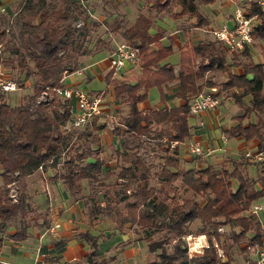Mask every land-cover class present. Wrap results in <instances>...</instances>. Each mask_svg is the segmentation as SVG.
<instances>
[{
	"label": "trees",
	"instance_id": "1",
	"mask_svg": "<svg viewBox=\"0 0 264 264\" xmlns=\"http://www.w3.org/2000/svg\"><path fill=\"white\" fill-rule=\"evenodd\" d=\"M214 1L145 0L147 11L138 13L132 24L127 26L122 18L101 23L104 28L107 25L105 31L118 33L123 43L137 48L141 55L139 72L131 81L113 78L112 70L103 76L118 104L115 112L119 116L111 130L118 139L114 151L118 171L109 174L113 180L107 183L100 178L99 158V132L105 124L96 116L81 128L64 129L70 122L73 104L46 91L62 87V77L81 68L78 58L90 53L84 43L98 24H86L84 5L73 0H21L14 13L15 34L3 27L8 21L0 15V65L11 64L13 55L15 68L21 72L15 83L22 88L23 82L31 80V93L20 104L11 106L0 92V235L15 242L25 240L30 213L34 219L41 218L42 228L50 227L46 213L29 207L26 178L38 169H53V177L60 179L66 194L73 200L83 199L89 224L104 217L119 232H130L145 241L148 253L153 254L146 264H232L230 253L240 241L247 240V249L260 245L264 231L249 206L264 196V162L258 164L255 179L242 170L241 161H232L229 169H215L208 164L183 169L177 144L188 136V101L201 89L216 86L218 92L227 90L242 111L226 130L227 137L255 139L257 151L264 148V57L254 63L249 48H245L231 55L226 64L219 44L196 41L183 45L174 69L160 64L170 53V46L150 48L163 34L159 28L149 33L160 13L169 12L172 19H193V26L199 28L206 20L198 12V5ZM232 1L243 4L247 17L256 15L254 37L264 48V12L250 0ZM78 19L81 24L76 27ZM104 46L101 37L96 38L92 55ZM232 66L242 73L231 74ZM213 69L224 73L226 80L217 84L202 82L204 73ZM173 81L180 105L145 111L137 108L146 99L148 89ZM40 93H46L44 100H37ZM250 115L254 121L243 125ZM146 147L159 153L154 171L138 152ZM82 181L90 189L86 196L82 195ZM95 186L104 189L99 198ZM10 187H14L15 198L9 196ZM192 223H196L193 232ZM7 228L13 233L8 234ZM188 233L205 236L207 248L199 255L187 256L183 237ZM155 234L159 237L150 240ZM74 239L87 246L82 258L58 263V256H53L45 263L104 264L94 236L84 231L76 233ZM63 242H54V246L60 248ZM216 249L221 250L220 257Z\"/></svg>",
	"mask_w": 264,
	"mask_h": 264
},
{
	"label": "crops",
	"instance_id": "2",
	"mask_svg": "<svg viewBox=\"0 0 264 264\" xmlns=\"http://www.w3.org/2000/svg\"><path fill=\"white\" fill-rule=\"evenodd\" d=\"M227 1H221V3L223 6H225L227 2L228 5L226 7H230V1ZM8 2V0H1L0 7L8 5ZM141 7H143V5ZM144 12L137 9L134 16V20L138 13ZM175 12L179 13V10L176 9ZM198 12L206 20L205 25L199 28L194 27V21L193 19H191L190 22L192 24L183 27L182 23L187 20L184 16L175 19L173 18V20L178 24L175 30L168 33L163 32L162 36L158 39V44H152L150 45V48L153 49L157 45L165 46L162 45V42L168 39L170 42L169 46L171 47V49H173V47L176 48L179 57V52L183 48V45L185 43H194L196 41H215L213 40L211 35L206 32V29L217 26L219 23L230 19L232 13L231 12L225 17L223 16L216 19L217 17H209L210 14L207 15L208 12L203 13L201 10H198ZM112 16L115 17L116 14H112ZM158 17L159 16L154 19L153 25L149 28L150 34L155 33L156 29L158 28ZM124 18L126 19L125 15ZM215 19L216 22L214 21ZM134 20L130 22L126 19L127 26L132 24ZM178 26H181V29ZM118 39H120V43H123L118 33H104L103 36H101V40L104 41L105 46L97 53L99 54L104 52L106 53V55L101 57V59L99 58V60L90 61L74 73L63 76L61 79V86L66 88H79L78 86H80V88L84 89L85 85H83V83L94 78H97V80L103 79V76L109 70L107 55L114 48V46L119 43V41H117ZM219 46L221 47L220 44ZM224 53L225 63L229 64L231 55L226 53L225 51ZM250 54L253 58L251 52ZM259 62L260 61L254 63ZM161 63L162 61H160V64ZM138 72V66L126 67L116 72H113L112 76L113 78H120L126 79L127 81H131L133 79V76ZM230 72L234 75H240L242 73L239 67L234 66L230 68ZM75 77H78V79L75 80ZM246 77L250 78L249 76ZM204 80H210L211 82H213V80H220L218 82L220 83L224 82L226 78L224 73L220 72L219 70L213 69L204 73L202 82ZM67 81L69 82V84H64ZM176 85V81H173L165 84L160 88H156L159 93V101L154 105L149 104L147 102V99H145L144 101L137 104V108L139 110L145 111L149 109H168L177 107L182 103V101L180 99L175 98ZM93 93L100 94L102 99L101 114L99 115V117L100 121L105 124V127L99 132V158L101 159L102 164L100 178L103 179L102 181L104 183H107L110 181V179H112L109 174L116 173L118 171V167L114 159V151L118 147V139L111 133L112 127L117 124L119 118L118 114L115 112V110L118 108V104L114 101L110 86L104 84V89L102 91H94L90 94ZM218 93L220 95L221 100L219 101L218 106L214 110L202 111L194 116H190L187 114L186 120L187 125L189 127V131L188 136L184 140L187 139L188 143L190 141H196L200 144L203 150H207V153L201 159H194L193 157H191L192 155L187 152L188 143L185 144L183 154L178 153V158L183 169L197 168L203 164H208L215 169H219L221 167L216 168V166H221L222 164L231 165L232 161H240V159L243 158L242 154L244 152H253L257 150V141L255 139L243 140L239 137H227L226 130H228L235 123V119L242 114V111L240 109L236 111V113L231 116L230 122L225 125V116L220 117L219 107L223 103H228L230 105L235 104L233 103V99L227 90H222ZM104 117L106 118V120H108L107 124L103 120ZM253 121L254 118L252 115H250L248 118L242 121V124L246 125L247 123H252ZM104 135L106 137H104ZM221 135L226 138L224 142H221L220 140ZM103 137L104 139L110 141L107 145L111 144L112 146V153L107 157L103 156L102 154L104 151ZM180 144L181 142L177 144V150ZM191 164H193V166L189 167ZM54 174L55 171L53 169H38L26 178V184L27 189L29 191L32 190V192H39V190L41 191L40 187L43 188L45 192L43 194L49 200L48 207L51 208L49 210L50 213H46L48 215L50 226L56 222L58 224V227L52 233H45V229L42 228L40 224H35L34 227H39L42 229V231L39 232L34 228L28 227V237L20 242L8 240L4 237V235H0L2 237L0 243V254L4 258L16 264H32L35 261L41 262L42 264H50L45 263V259L53 256H58V263H71L72 261H76L82 258L87 253L86 244L82 241L74 239V235L78 232L88 231L86 229L87 227L97 229L101 224H105L107 225V228L103 229L102 233H99L98 237H95L93 235L96 238L97 246L99 252L101 253L100 259L104 260V264H146L148 262L147 258L149 257V253L144 254V259L142 260L140 257L141 247L140 245L138 246L140 242L145 243V241L140 240L138 237L134 236V234H131L130 232L117 231L110 222V220L104 217L94 220L92 223L89 224V219L87 217L86 208L83 204V199L78 198L73 200L70 196H68L64 188L62 187L60 179L53 177ZM85 183V181L81 182L83 196H86L89 193V191L87 192V190L86 192L84 191ZM99 193L100 192L98 191L96 194L98 198L100 197ZM52 202L56 206L54 207V209H52L51 207ZM64 202H69L66 211H68L72 217L71 219L59 220V217L61 216V208L62 206H64ZM100 204L102 205L103 203L100 202ZM258 214L260 213L254 215L257 217ZM110 225L113 226H111L112 228H114L113 230L117 231L120 236H115V234H110L109 231H106V229H109L110 231L112 230ZM262 228L264 231V225H262ZM13 231L14 230L12 228L6 229V232L8 234H12ZM121 236L123 239L121 238ZM247 236L250 237V233H248ZM62 239L65 240V242H63L60 248H56L54 246V242H57ZM122 241H124V245H122ZM256 248L264 250V237L261 238L260 245L256 246ZM256 248H252L253 251H251V254H246L248 258L244 259L245 262L243 264L254 263L255 259H257L254 253V250Z\"/></svg>",
	"mask_w": 264,
	"mask_h": 264
},
{
	"label": "rangeland",
	"instance_id": "3",
	"mask_svg": "<svg viewBox=\"0 0 264 264\" xmlns=\"http://www.w3.org/2000/svg\"><path fill=\"white\" fill-rule=\"evenodd\" d=\"M8 5L5 6H1L0 7V15L4 16L5 20H7L8 22H4L5 24H3V27L8 29L9 33H16V29L13 27V20H14V13L15 11L18 9V4L20 3L21 0H8ZM120 1V2H119ZM221 1H227V0H215L213 3L211 4H207V5H198V10H201L203 13H207L210 14L209 17H217L216 19L220 18V17H225L228 14H230L233 10L234 5H232L233 3L229 2L230 7H226L228 4L226 2L225 6L222 5ZM145 0H85V3H83V7H84V11L85 13L83 14V16H86V24L88 22H95L96 24H98V26L93 29V31L90 32L88 39L86 40V42L84 43V46L90 50V53L84 54L82 56H80L78 58L79 60V66L83 67L84 65H86L87 63H89L90 61H96L99 60V58L101 59V57L105 56L106 53H96L92 55L93 52V43L95 41L96 38H99L101 36H103V34H107V31H105V28L107 27V25H105L106 27L104 28V26L101 24L104 21L107 22V24H110L115 18H122L125 22L126 19L128 21H133L134 20V16L136 13V10L139 9L141 11H147V8L144 4ZM220 2V3H219ZM143 5V7H141ZM237 6H239L240 8L243 7V4L241 3H237ZM141 7V8H140ZM173 11V10H172ZM123 12V13H122ZM112 14H116L115 17L112 16ZM169 12H164L159 14L158 19H157V27H160V30H162L164 33H168L171 32L173 30H175L176 26L178 25L171 17ZM124 15L126 17V19L124 18ZM161 16V17H160ZM216 19L214 20L216 22ZM194 21V20H193ZM81 24V20L78 19L75 26H79ZM192 24L190 22V20H186L184 23H182V26H188ZM127 25V22H126ZM179 28L181 26H178ZM181 29V28H180ZM15 41H17V39H15ZM117 41H119L120 43V39H118ZM169 40L166 39V41L164 40V42H162V45L165 46H169ZM263 44L260 42H257L256 40H254V42L252 43V45L249 47V52L252 53L253 58L252 60L254 62L257 61H262L263 57H264V48L262 47ZM91 55V56H90ZM12 62L11 64L8 65H2V68L4 70V73L11 78V80H14L15 82H17L16 80L21 78V72L15 68V62L16 59L15 57H13V55L10 57ZM179 62V57H178V53L176 51V48L173 47V49H171L170 53L162 59V63L161 64H169L171 65L174 69H176L177 63ZM249 77H251L250 75H247ZM218 77V76H217ZM78 77H75V80H77ZM220 80L214 81V83H218ZM69 82H65L64 84H66ZM83 85H85L84 89H82L86 92L92 93L94 91H102L104 89V81L103 79L101 80H97V78H94L92 80H89L85 83H83ZM22 88H19V90L9 93V94H5V100L7 103H9L11 106L13 105H17L23 102L24 98L29 95L31 93V80H26V82L22 83ZM215 89V95L219 98V101L221 100L220 95L218 93V89L216 86H212ZM47 95H44L43 93H40L37 100H44L46 98ZM147 102L149 104H156L159 101V93L156 90L155 87L150 88L147 91ZM239 108L235 105H230L228 103H223L220 107H219V115L220 117H224L225 116V120L224 123L225 125H227L230 122L231 116L234 115L236 113V111H238ZM106 124L108 122V120H106V118L104 117L103 119ZM222 121V120H221ZM112 122V121H111ZM104 137H106L104 135ZM103 137V147H104V151H103V156H109L112 153V146L107 145L109 144L110 141L104 139ZM188 143V140H184L183 142H181V144L178 146V153L179 154H183L184 152V146L185 144ZM149 148H139L138 152L139 154L144 158V160L153 165V168L151 169V171H154V166L157 164V158L156 156L159 155L158 152H150L148 150ZM194 159H197V157L191 156ZM192 158V159H193ZM198 159H200L198 157ZM240 161L243 164L242 170L246 173V175L251 178V179H255L256 175H257V169H258V164L257 163H250L247 162L245 159L241 158ZM193 164H191L189 167H192ZM219 167H224L229 169L231 167V165L229 164H222L221 166H216V168ZM113 179H110L109 182H112ZM151 184L153 183L152 181L150 182ZM84 184V183H83ZM41 191L39 190V192L35 191L32 192L29 191L27 189V193H28V203H29V207L30 208H35L36 210H39L38 212H40L41 214H45V213H50L49 210L51 209L50 207H48L49 205V200L48 198L45 197V195L43 193L44 190L42 187H40ZM90 191L89 188H87L86 183L84 186V191L86 192ZM112 190V189H111ZM110 190V192H112ZM96 191V193L99 191L101 194V189L97 188V186L94 187V192ZM9 196H12V198H15V191H14V187H10L9 190ZM184 196V195H183ZM181 200V199H180ZM257 202H259V200H257ZM69 202H64V206H62L61 208V216L59 217V220H64V219H71V215L69 214L68 211H66V209L68 208ZM51 207L52 209H54L55 204L52 202L51 203ZM41 216V215H40ZM257 218L259 220V222L264 225V216H262L261 214L257 215ZM41 221V218H36L34 219L33 214L30 213L28 216V222H29V227L34 228L35 230L41 232L42 229L39 227H34V225L39 224V222ZM32 225V226H30ZM113 225V224H112ZM110 225V227L112 226ZM196 226V223H192L190 225V230L191 232L194 231ZM113 227V226H112ZM111 227V231L109 229H106V231H109L110 234H115V236H120L119 233L117 231H114ZM107 228V225L105 224H101L97 229L94 228H90L87 227L86 229L88 230V233L90 235H94L95 237H98L99 233H102L103 229ZM94 233V234H93ZM196 235V234H193ZM159 235L155 234L153 235L150 240H154L156 238H158ZM122 238V236H121ZM123 239V238H122ZM246 242L247 240L244 239L242 241H240V243L238 244L237 248H233L232 249V253L231 254V259H232V263L234 264H243L245 261L244 259H247L249 255V253L251 254L253 251L252 249H247L245 248L246 246ZM122 245H124V241H122ZM140 245L141 249H140V257L143 260L144 259V254H147V248H146V244L145 243H139L138 246ZM251 247V246H250ZM243 248H245V251H243ZM221 253V250H220ZM247 254V255H246ZM147 261H150L153 259V254L149 253V257L147 258ZM134 261V260H133ZM74 262V261H72ZM71 262V263H72ZM139 262V261H138Z\"/></svg>",
	"mask_w": 264,
	"mask_h": 264
},
{
	"label": "built area",
	"instance_id": "4",
	"mask_svg": "<svg viewBox=\"0 0 264 264\" xmlns=\"http://www.w3.org/2000/svg\"><path fill=\"white\" fill-rule=\"evenodd\" d=\"M83 5L85 0H73ZM234 5V9L231 13V18L219 23L217 26L206 29L213 40L219 43L223 50L230 54H236L241 52L245 48H249L255 40L253 26L257 22L256 15L247 17L245 11L237 6V3L229 0ZM258 5L260 12H264V0H250ZM1 2V0H0ZM107 62L109 70L116 72L126 67H136L140 65L141 55L137 48L128 45L126 43H118L107 55ZM19 90L17 83L11 80L5 73L0 65V92L2 94H8ZM46 91L54 93L60 99L70 100L73 104L70 112V122L64 129L81 128L87 124L91 118L99 116L101 114V96L100 94H90L79 88H66V87H53L47 88ZM46 95V93H43ZM219 104V99L215 95V89L213 87L208 89H201L195 96H193L187 103V114L190 116L197 115L202 111L214 110ZM221 142H224L226 138L221 135ZM187 152L200 159L207 153V150H203L199 143L196 141H190L187 144ZM243 159L250 163H263L264 162V148L260 151L244 152L242 154ZM12 198V196H10ZM259 200V202H257ZM253 201L249 206V212L251 214L260 213L264 215V196ZM58 224L53 223L45 233H52L56 230ZM187 256L199 255L203 248H207V242L204 235L191 233L186 234L183 237ZM215 246V245H214ZM256 248V247H255ZM217 255L220 257L221 253L219 249H216ZM254 253L257 257L253 264H264V250L256 248ZM0 264H16L0 254ZM32 264H42L35 261Z\"/></svg>",
	"mask_w": 264,
	"mask_h": 264
}]
</instances>
